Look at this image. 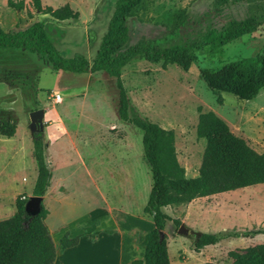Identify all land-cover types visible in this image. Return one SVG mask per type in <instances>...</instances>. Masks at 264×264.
I'll list each match as a JSON object with an SVG mask.
<instances>
[{"label": "rangeland", "instance_id": "rangeland-1", "mask_svg": "<svg viewBox=\"0 0 264 264\" xmlns=\"http://www.w3.org/2000/svg\"><path fill=\"white\" fill-rule=\"evenodd\" d=\"M114 1L40 0L42 7L67 4L77 12L76 20L57 22L38 13L30 0H22L18 10L0 0V27L15 30L41 21L61 55L79 52L90 63ZM211 1L142 0L125 17L128 38L124 46L170 32L174 34L171 42L187 44L207 28L219 29L229 19L248 15L259 18L264 11V0L228 1L217 11L211 8ZM263 51L264 23H260L252 32L221 46L213 56L204 50L195 51L196 59L187 70L175 64L162 68L160 62L137 58L121 68L130 106L140 117L172 131L175 157L186 177L197 174L204 148V139L195 133L201 112L212 111L251 148L263 139L264 87L253 98L241 100L228 92L211 91L198 72ZM56 92L61 101L53 104L51 95ZM116 106L114 79L102 71L53 70L39 55L0 49V121L15 123L12 136L0 135V219L12 214L17 197L31 195L36 172L31 131L39 130L46 142L51 171L41 204L46 209L44 223L55 251L61 249L58 240L66 233L80 239L75 247L77 256H94V252L110 249L111 240H117L122 249L130 251V258H142V238L152 228L151 218L143 210L150 196V174L142 158L141 132L117 118ZM34 110L39 116L31 121L29 113ZM235 190L224 193L234 196L240 192L241 198L250 202V213L238 228L234 226L236 221L221 217L214 229L241 232L263 228L264 184ZM175 206L183 205H167L162 211L176 217L190 235L178 234L177 227L167 221L163 233L170 264H230L229 251L264 243V235L251 236L253 239L228 237L194 251L193 237L210 226L200 223L194 211L191 214L196 218L190 219L187 212L180 213ZM98 238L101 241L93 243Z\"/></svg>", "mask_w": 264, "mask_h": 264}, {"label": "trees", "instance_id": "trees-1", "mask_svg": "<svg viewBox=\"0 0 264 264\" xmlns=\"http://www.w3.org/2000/svg\"><path fill=\"white\" fill-rule=\"evenodd\" d=\"M141 1H114L105 31L90 63L79 52L71 56L61 55L48 39L43 23L37 20L15 30L0 27V49H19L39 55L53 70L74 73L102 71L114 79L117 118L140 130L142 158L151 180L149 200L143 210L150 216L152 228L143 235L142 258L132 259L128 264H170L163 229L167 221L174 227L180 223L161 208L196 197L264 184V153L256 152L244 139L234 135L212 111L201 112L197 116L195 133L204 139V148L197 174L186 177L175 157L172 131L140 117L130 106L120 78L121 68L137 58L160 62L162 68L167 64H175L187 70L196 59L195 51L204 50L208 56H213L224 44L252 32L260 23H264V11L259 18L248 15L240 20L229 19L219 29L207 28L197 39L187 44L171 42L174 34L170 32L124 46L128 38L125 17ZM228 1L244 0H212L211 8L217 11ZM30 2L38 13L46 14L54 21L77 19V12L72 11L67 4L52 8L42 7L40 0ZM6 4L18 10L23 2L6 0ZM198 72L211 91H224L237 99L249 100L264 87V51L227 62L213 70L200 68ZM14 129L13 121H0V135L10 137ZM31 145L36 168L31 195L42 196L49 186L51 171L46 159V142L39 130L31 131ZM25 200L17 197L12 214L0 219V264H52L55 244L44 223L46 209L41 204L36 214L26 215L23 211ZM259 233L264 234V227L241 232H198L192 239V248L198 251L223 238L251 237ZM77 241V236L68 237L64 233L58 243L61 248H67ZM228 256L231 264H264V243L229 251ZM201 264L215 263L205 261Z\"/></svg>", "mask_w": 264, "mask_h": 264}, {"label": "crops", "instance_id": "crops-1", "mask_svg": "<svg viewBox=\"0 0 264 264\" xmlns=\"http://www.w3.org/2000/svg\"><path fill=\"white\" fill-rule=\"evenodd\" d=\"M261 140L258 143V145L253 147V149L258 153H264V136L263 139ZM229 191H237V190L234 189ZM201 202H203V204H201ZM249 204L246 199L241 198L240 192H236L234 196H230L224 193L223 191V192L210 194L207 196L196 197L190 201H185L171 205H183L179 207L175 206V208L178 209L179 212L182 210L187 212V218L190 219L196 218L191 214V212L194 211V213H197L196 215L198 219L201 220L200 223H206V225L210 226L207 230H201V231L215 233L219 231V229H214V226L217 224V220L220 219L221 217L231 218L232 220L236 221L237 225L234 226L238 228L240 226L239 223L241 222V220H243V218L250 213V210L248 208ZM205 213L207 217H205ZM170 217L176 218L172 216ZM204 219H206V221ZM260 235L263 236L264 234L259 233L253 236H260ZM240 237H244V236H240ZM253 238L254 237H251V239ZM79 240L80 239H78L77 243L71 247L61 248L59 251H55V257L52 264H128L129 261L135 259V258H130V251L127 250L126 248L122 249V245H119L117 240L115 242L111 240V243L109 244L110 249H105L104 251H100L99 254L94 252L95 253L94 256L93 254L92 256L90 255L85 257H83L82 255L77 256L75 247L78 246L80 242ZM99 241H101L100 238L94 240L93 243ZM219 241L216 242L215 244L220 243ZM122 253H125V255L123 256ZM97 255H99V257H97ZM92 257L94 259H90ZM230 264H231V259H230Z\"/></svg>", "mask_w": 264, "mask_h": 264}, {"label": "water", "instance_id": "water-1", "mask_svg": "<svg viewBox=\"0 0 264 264\" xmlns=\"http://www.w3.org/2000/svg\"><path fill=\"white\" fill-rule=\"evenodd\" d=\"M35 113H36V116H32ZM38 116H39L38 110H34L29 113V117L31 121H35L38 118ZM41 200H42V196H36V195L28 196L23 204L24 213L29 216L36 214L40 209ZM176 232L184 236L190 235V232L188 231V229L182 224L178 225Z\"/></svg>", "mask_w": 264, "mask_h": 264}, {"label": "built area", "instance_id": "built-area-1", "mask_svg": "<svg viewBox=\"0 0 264 264\" xmlns=\"http://www.w3.org/2000/svg\"><path fill=\"white\" fill-rule=\"evenodd\" d=\"M61 101V97H60V94L59 93H53L52 95H51V102L53 103V104H57V103H59Z\"/></svg>", "mask_w": 264, "mask_h": 264}, {"label": "bare ground", "instance_id": "bare-ground-1", "mask_svg": "<svg viewBox=\"0 0 264 264\" xmlns=\"http://www.w3.org/2000/svg\"><path fill=\"white\" fill-rule=\"evenodd\" d=\"M32 116H36V113H35V114H33Z\"/></svg>", "mask_w": 264, "mask_h": 264}]
</instances>
